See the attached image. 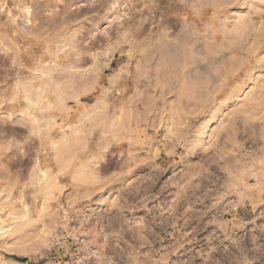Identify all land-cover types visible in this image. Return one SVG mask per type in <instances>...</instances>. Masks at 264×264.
I'll list each match as a JSON object with an SVG mask.
<instances>
[{
	"label": "rangeland",
	"instance_id": "374dc122",
	"mask_svg": "<svg viewBox=\"0 0 264 264\" xmlns=\"http://www.w3.org/2000/svg\"><path fill=\"white\" fill-rule=\"evenodd\" d=\"M4 6L0 264H264V0Z\"/></svg>",
	"mask_w": 264,
	"mask_h": 264
},
{
	"label": "built area",
	"instance_id": "2783aa9c",
	"mask_svg": "<svg viewBox=\"0 0 264 264\" xmlns=\"http://www.w3.org/2000/svg\"><path fill=\"white\" fill-rule=\"evenodd\" d=\"M31 13V10L25 9V13H23L17 19L18 31H14L12 26L10 25V10L7 8V6H4L2 8L0 7V60L7 55L8 51V46L6 41L4 40V37H14L15 34L28 33L31 26ZM89 210V207H87V209L84 208L83 214H85V211L87 212ZM104 241H107V238H104Z\"/></svg>",
	"mask_w": 264,
	"mask_h": 264
},
{
	"label": "bare ground",
	"instance_id": "6f19581e",
	"mask_svg": "<svg viewBox=\"0 0 264 264\" xmlns=\"http://www.w3.org/2000/svg\"><path fill=\"white\" fill-rule=\"evenodd\" d=\"M138 36V35H137ZM177 49V48H176ZM175 50V49H174ZM185 51V50H184ZM175 52V51H174ZM180 52V51H179ZM179 52H177L178 54L177 55H179ZM169 94V91H167V90H164V91H162V95H164V96H166V95H168ZM135 106L136 107H138V108H136V109H139L140 108V106H138V104H136L135 103Z\"/></svg>",
	"mask_w": 264,
	"mask_h": 264
}]
</instances>
